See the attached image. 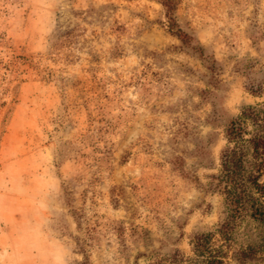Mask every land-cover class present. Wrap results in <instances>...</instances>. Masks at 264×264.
<instances>
[{
    "label": "rangeland",
    "instance_id": "rangeland-1",
    "mask_svg": "<svg viewBox=\"0 0 264 264\" xmlns=\"http://www.w3.org/2000/svg\"><path fill=\"white\" fill-rule=\"evenodd\" d=\"M172 15L186 43L161 0H0V264H151L218 223L264 0Z\"/></svg>",
    "mask_w": 264,
    "mask_h": 264
},
{
    "label": "trees",
    "instance_id": "trees-1",
    "mask_svg": "<svg viewBox=\"0 0 264 264\" xmlns=\"http://www.w3.org/2000/svg\"><path fill=\"white\" fill-rule=\"evenodd\" d=\"M169 31L183 43L172 15L174 0H161ZM262 97V87L250 90ZM226 146L220 153L214 190L221 198V217L209 231L191 240L190 255L176 250L151 264H238L264 262V101L240 110L225 130Z\"/></svg>",
    "mask_w": 264,
    "mask_h": 264
}]
</instances>
